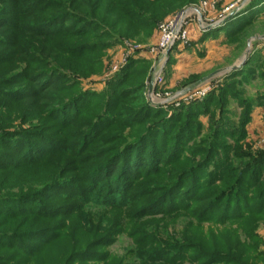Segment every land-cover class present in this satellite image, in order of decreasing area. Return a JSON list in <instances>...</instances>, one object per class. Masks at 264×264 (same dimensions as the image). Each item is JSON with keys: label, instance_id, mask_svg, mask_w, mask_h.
I'll list each match as a JSON object with an SVG mask.
<instances>
[{"label": "rangeland", "instance_id": "374dc122", "mask_svg": "<svg viewBox=\"0 0 264 264\" xmlns=\"http://www.w3.org/2000/svg\"><path fill=\"white\" fill-rule=\"evenodd\" d=\"M196 4L0 0V264H264V0Z\"/></svg>", "mask_w": 264, "mask_h": 264}, {"label": "built area", "instance_id": "2783aa9c", "mask_svg": "<svg viewBox=\"0 0 264 264\" xmlns=\"http://www.w3.org/2000/svg\"><path fill=\"white\" fill-rule=\"evenodd\" d=\"M217 3L218 0H199L198 4L191 5L164 21L160 26L158 42L154 46L153 53L160 58H166L169 47L173 46V49L185 48L190 41L192 25L197 24L198 28L203 30L210 22L209 13L215 10ZM163 71L164 67L161 64L155 73L157 82L162 81ZM207 90L208 88L194 90L191 94L198 97Z\"/></svg>", "mask_w": 264, "mask_h": 264}, {"label": "crops", "instance_id": "0c3cea01", "mask_svg": "<svg viewBox=\"0 0 264 264\" xmlns=\"http://www.w3.org/2000/svg\"><path fill=\"white\" fill-rule=\"evenodd\" d=\"M234 0H223L220 5H226L230 2H233ZM196 25V26H195ZM193 25V27H191L190 31H191V35L194 37V39H198L199 37H201L203 33H201V30L198 29V25L195 24ZM218 41H201L199 42L198 46L203 47L204 45L207 47V52H205L203 55H201V52L199 54H196L195 50L191 53H184V56H182V58L179 57L180 62H181V66L184 68L186 65V62H188V60L193 57L196 61L200 62L201 64L205 63H209V61L214 60L217 56H219L217 54L218 50L216 48H218V46H220L218 44ZM183 48L180 49H173L172 53H178L180 51H182ZM223 52V51H222ZM171 53V54H172ZM184 70V69H183Z\"/></svg>", "mask_w": 264, "mask_h": 264}, {"label": "water", "instance_id": "95a60500", "mask_svg": "<svg viewBox=\"0 0 264 264\" xmlns=\"http://www.w3.org/2000/svg\"><path fill=\"white\" fill-rule=\"evenodd\" d=\"M252 0H246L244 3H242V5H240L237 9L233 10L232 12H230L226 17H224L223 19L219 20V21H216L215 23H213L212 25H209L206 27L205 30H210V29H213V28H216L218 25L222 24L223 22L231 19L235 14H237L240 10H242V8L248 3V2H251ZM203 29V30H204ZM173 50V46L169 47L168 50H167V55H169L171 53V51ZM213 76V75H211ZM211 76L207 77L206 79H203L201 81L204 82L206 81L207 79L211 78ZM153 88V87H152Z\"/></svg>", "mask_w": 264, "mask_h": 264}, {"label": "trees", "instance_id": "16d2710c", "mask_svg": "<svg viewBox=\"0 0 264 264\" xmlns=\"http://www.w3.org/2000/svg\"><path fill=\"white\" fill-rule=\"evenodd\" d=\"M199 0H197V2H198ZM254 1H256V0H254ZM157 2H160V0H157ZM258 2V1H257ZM257 2H254V3H257ZM184 9V8H183ZM182 9V10H183ZM181 11V10H180ZM93 23H95V22H93Z\"/></svg>", "mask_w": 264, "mask_h": 264}]
</instances>
